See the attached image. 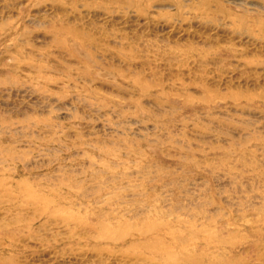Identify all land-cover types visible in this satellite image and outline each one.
Here are the masks:
<instances>
[{
  "label": "rangeland",
  "instance_id": "rangeland-1",
  "mask_svg": "<svg viewBox=\"0 0 264 264\" xmlns=\"http://www.w3.org/2000/svg\"><path fill=\"white\" fill-rule=\"evenodd\" d=\"M0 264H264V0H0Z\"/></svg>",
  "mask_w": 264,
  "mask_h": 264
}]
</instances>
